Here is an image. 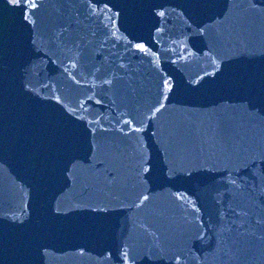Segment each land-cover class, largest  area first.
Returning <instances> with one entry per match:
<instances>
[{"label":"water","instance_id":"95a60500","mask_svg":"<svg viewBox=\"0 0 264 264\" xmlns=\"http://www.w3.org/2000/svg\"><path fill=\"white\" fill-rule=\"evenodd\" d=\"M31 3L0 0V264H264V0Z\"/></svg>","mask_w":264,"mask_h":264},{"label":"snow or ice","instance_id":"6c2138e0","mask_svg":"<svg viewBox=\"0 0 264 264\" xmlns=\"http://www.w3.org/2000/svg\"><path fill=\"white\" fill-rule=\"evenodd\" d=\"M8 2L11 5H13V7H19L21 9L22 13H23L26 5L30 6L31 8H36L37 7V5L35 3H31V0H8ZM252 7L255 8L256 6L252 5ZM157 15L164 16L165 13L163 11H160V12L157 13ZM24 19L27 20V16H24ZM193 24H195L196 29L199 30V31L207 30V26L206 25L203 28H201V24L197 23L195 20L193 21ZM135 47L137 49L141 50V51H147V48H146L145 44H143V43H137L135 45ZM262 54H264V51H262ZM248 79L249 78L246 77V76H240V77L233 78L232 81H231L230 87L233 88V89L234 88H238L240 84H242L245 80L248 81ZM170 80H171L170 77L168 79H163L162 80V92H161V95H163V98L166 101L169 100V95H167L168 93H172L173 95H175L180 89L179 85H176L175 88H174V85L172 83H170ZM261 81L264 82V73L261 74ZM196 85H197V87L193 88L192 87V83L190 82L188 85H185L184 88L187 89L188 92H197L198 90H200L203 87V85H201L199 81L196 82ZM225 86L226 85H224V84H221V85L218 86V93H221L220 99L224 98L222 93L224 91ZM240 98L242 100H246L247 101V107L248 108H252V107L255 106L254 105V98L252 96H250V95L241 96ZM178 103H195V102H194V100L184 99V100H179ZM165 107H166L165 104L160 103L159 107L155 108V112H159L161 109H163ZM137 131H139V129H137ZM262 155H264V153H262ZM235 162L238 163V164H242L244 166H247L249 161H248L247 155H245V156L237 158V160ZM138 163L141 166H143V164L148 163V161L140 160ZM169 163H170L169 172H173L174 171V167L171 166V161ZM143 170H144V172H148L149 171L148 168H144ZM233 183H234V181H233ZM145 199H147V197H145ZM144 255H145V257H147L149 255V252H145ZM122 256L124 257L125 260L134 259V257L129 255V251H124L122 253Z\"/></svg>","mask_w":264,"mask_h":264}]
</instances>
